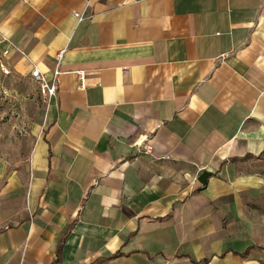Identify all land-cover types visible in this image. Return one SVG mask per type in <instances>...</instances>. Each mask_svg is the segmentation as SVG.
Instances as JSON below:
<instances>
[{
    "label": "crops",
    "instance_id": "obj_1",
    "mask_svg": "<svg viewBox=\"0 0 264 264\" xmlns=\"http://www.w3.org/2000/svg\"><path fill=\"white\" fill-rule=\"evenodd\" d=\"M6 47L56 89L0 159V264L70 225L57 264H264V0H0Z\"/></svg>",
    "mask_w": 264,
    "mask_h": 264
},
{
    "label": "rangeland",
    "instance_id": "obj_2",
    "mask_svg": "<svg viewBox=\"0 0 264 264\" xmlns=\"http://www.w3.org/2000/svg\"><path fill=\"white\" fill-rule=\"evenodd\" d=\"M1 63L9 73L1 69ZM46 107L47 97L32 76V68H16L8 56L0 54V159L9 170L25 161L45 129Z\"/></svg>",
    "mask_w": 264,
    "mask_h": 264
},
{
    "label": "built area",
    "instance_id": "obj_3",
    "mask_svg": "<svg viewBox=\"0 0 264 264\" xmlns=\"http://www.w3.org/2000/svg\"><path fill=\"white\" fill-rule=\"evenodd\" d=\"M74 16H76L78 18V20H80V21L83 20V18H84L83 14H81L79 12H74ZM0 54L2 57H7L10 55V49L8 47H6V48L1 50ZM62 54H63L62 51L58 52L57 56H58L59 60L62 58ZM1 69L5 73H9V69L3 63H1ZM57 72L58 71L55 70L54 74H57ZM32 76L40 82L41 92L45 97H50L55 93V89H56L55 83L54 82H50V83L47 82L44 78V75L35 66L32 68ZM150 150H151V146L146 145V151H150Z\"/></svg>",
    "mask_w": 264,
    "mask_h": 264
},
{
    "label": "trees",
    "instance_id": "obj_4",
    "mask_svg": "<svg viewBox=\"0 0 264 264\" xmlns=\"http://www.w3.org/2000/svg\"><path fill=\"white\" fill-rule=\"evenodd\" d=\"M71 228L72 226L70 225L68 229L62 234L61 238L59 239L57 247H56V256L52 264H57L61 260L62 247L65 241V238L68 232L71 230Z\"/></svg>",
    "mask_w": 264,
    "mask_h": 264
},
{
    "label": "water",
    "instance_id": "obj_5",
    "mask_svg": "<svg viewBox=\"0 0 264 264\" xmlns=\"http://www.w3.org/2000/svg\"><path fill=\"white\" fill-rule=\"evenodd\" d=\"M209 175H210V172L203 170L197 177L198 182H200L201 184H204Z\"/></svg>",
    "mask_w": 264,
    "mask_h": 264
}]
</instances>
